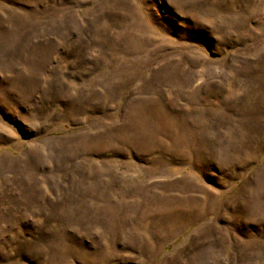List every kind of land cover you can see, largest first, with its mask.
<instances>
[{
  "label": "rangeland",
  "instance_id": "obj_1",
  "mask_svg": "<svg viewBox=\"0 0 264 264\" xmlns=\"http://www.w3.org/2000/svg\"><path fill=\"white\" fill-rule=\"evenodd\" d=\"M0 264H264V0H0Z\"/></svg>",
  "mask_w": 264,
  "mask_h": 264
}]
</instances>
